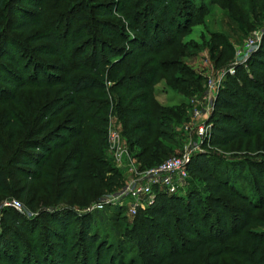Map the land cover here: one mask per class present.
I'll use <instances>...</instances> for the list:
<instances>
[{
	"label": "trees",
	"instance_id": "16d2710c",
	"mask_svg": "<svg viewBox=\"0 0 264 264\" xmlns=\"http://www.w3.org/2000/svg\"><path fill=\"white\" fill-rule=\"evenodd\" d=\"M16 1L7 0L8 3L3 4L0 0L1 11L5 10L4 7H11V3ZM46 1L24 0L18 10L12 12L17 18L15 21L12 20L13 23L8 28L19 39L23 37L30 49L24 48L23 44L19 46L15 38H8L5 34L4 36L0 28V85L11 92L8 100L16 106L18 103L16 93L26 87L36 89L50 88L54 85L58 87L57 91L63 97L52 99L51 102L43 105L39 109V114L35 116L37 120L39 119V124H32L31 127L26 114L7 115L3 128L10 143L7 151H10L11 155L5 163H2L0 151V195L10 189L8 186L10 170L11 174L19 175L24 182L39 179L43 176V169L52 162L51 152L66 147L72 138L81 136L80 130L72 135L65 128H62L57 135L50 132L44 134V131L49 128L53 118L68 109L78 111L76 99L82 97L100 106V103L108 105V93L113 91L120 93L118 99L113 100V113L120 124V136L126 138L128 148L138 146L134 158L139 163V169L154 167L167 156L175 155V151L181 149V142L173 140L168 125L173 123V118L180 119L182 113L179 112V107L168 108L156 104L150 99V87L156 83L160 75L179 91L199 94L203 82V78L179 66H173L172 61L165 59L156 62L155 56L152 57L153 54L159 53H154L155 48L157 50L164 43L172 44L173 39L166 41L165 37L172 28L177 27L178 7L176 3L174 4L175 0H150L152 2L149 15L155 12L157 18L150 15L148 21L146 13L143 14L141 10H133L130 14L129 11L134 9L136 4L129 0H115L101 5V9L97 7L99 10H94L96 6H90L87 11L81 7L77 9L76 6V17L81 16L80 18L86 20L89 15H95L96 21L102 28L94 32L90 28L87 30L83 20L77 24L75 33L79 35L72 37L69 45L75 49L81 46L79 51L81 56L88 47L90 48V42V55L95 53L96 47L100 46L99 34L108 39L123 40L125 48H121L119 54H116L114 48H105L102 51L104 64H95L93 68L71 67L69 71L63 68L66 66L63 62V50L67 44V33L64 34L66 37L62 43L61 34L55 29H48L47 22H42L43 5ZM78 2L76 0V5ZM119 15H122L121 20L117 18ZM110 19L113 21L118 19L119 28ZM124 28L127 32L136 35L125 36L127 34H124ZM180 30H175L176 35ZM262 47H264V38L260 48L250 56L246 64L250 76L264 72ZM40 58L56 59L54 63L49 64L50 69L52 73H62L63 77L54 76L56 82L50 83L49 77L53 75L46 70L47 66L43 67L45 64L39 62ZM76 59L79 58L73 56L74 62ZM104 67H107L109 76L103 75ZM173 73H179L181 76H174ZM245 75L241 68L237 67L235 76L228 77L226 84L217 89L211 112L214 120L210 134L217 139L219 133L227 135L220 141L214 142L216 146H226L264 128V83L259 82L257 78L246 79ZM237 78L242 80L241 86L235 83L234 79ZM78 122L81 126L85 123V119L79 116ZM214 165L220 166L210 157L195 154L187 165L188 178L184 181L182 191L177 194L156 192L150 206L139 211L136 216L131 218L127 216L135 225L129 230L131 235L132 230L134 231V240L138 238V231L141 234L159 232V254L151 253V263H148L147 259L142 264H220V257L227 253L230 255L227 264H264V232L248 230L255 224L259 225L250 218V213L258 209L264 213V174H262L264 162H256L253 165L251 163L248 166L253 175V183L257 185L254 190L256 194L254 202L236 193L233 186L228 187L226 182L214 176ZM100 173L102 177L107 175L105 183L108 189H116L121 185V175L117 171L108 169L107 165H102ZM191 176L200 179L211 193L206 201L209 203V208L216 213L215 218L210 216V213H203L200 217L197 204L199 200L192 198L193 191L195 193L196 190L191 187ZM18 192L19 198L25 196L23 188ZM219 195L240 204V207L231 206L232 213L237 214L227 216L229 206L223 199L219 200ZM184 198L187 208L183 206ZM24 205L29 211H34L33 199L24 200ZM118 209V207L114 208L113 212ZM18 216V213L9 207H4L1 212V222L4 230L9 232L10 236H8L11 240L8 238L5 241L4 238H0V264H29L30 258L34 264H42V261L38 262L36 256L38 253L33 246L32 256L23 252L22 259L18 262L19 247L16 236L23 232ZM207 219L211 222L206 223ZM87 230L88 224L85 223L81 245L85 247L88 256L91 254L95 256V264H99L98 259L102 257L106 246H103V241L96 234L88 235ZM57 237L65 238L61 232L47 235L48 241L57 240ZM166 237L168 239H165ZM229 237L235 239V242L234 246L226 249L225 241ZM143 239L141 238L140 244L143 243ZM169 239V247L166 250L164 245ZM116 246L119 248V244ZM134 263L133 259L129 262V264Z\"/></svg>",
	"mask_w": 264,
	"mask_h": 264
},
{
	"label": "rangeland",
	"instance_id": "374dc122",
	"mask_svg": "<svg viewBox=\"0 0 264 264\" xmlns=\"http://www.w3.org/2000/svg\"><path fill=\"white\" fill-rule=\"evenodd\" d=\"M77 1L79 2L76 5V0H47L43 5L44 18L42 22H47L48 29H55L61 34L62 43L67 36V44L63 50V62L66 65L63 68L67 71L71 67L93 68L95 64H104L102 51L105 48H114L117 51L116 54H119L121 48H125L123 40L108 39L100 34L98 36L100 46L96 47L93 55H90L91 42L90 48L88 47L82 56L79 52L81 46L75 49L69 45L72 37L75 38L79 35L75 33V29L77 24L82 22L81 20L87 26V30L90 28L97 32L102 29L100 23L96 21L95 15H89L86 20L80 18L81 16L76 17V10L79 7L87 11L90 6H96L94 10H99L101 5L115 0ZM1 2L7 4L9 1L1 0ZM23 2L24 0H17L11 3V7H4L3 11L0 9V28L3 35L15 38L19 46L23 44L24 48L30 49L31 47L23 37L19 39L8 28L13 23L12 20L15 21L17 18L16 15H12V12L18 10ZM129 2L136 4L134 9L129 11L130 14L133 10H141L140 12L143 14L146 13L147 21L150 15L157 18L155 12L149 15L152 1L129 0ZM175 3L178 7L177 27L172 28L165 37L166 41L173 39L172 44L164 43L157 50L155 48L154 53H159L158 55L153 54L152 57L155 56L156 62L165 59L172 61L174 62L173 66L188 70V72L203 78V82L201 83L202 91L199 94L179 91L178 88H173L169 81L162 79L160 75L156 83L150 87V99L156 104L168 108L179 107V112L182 113L180 119L173 118V123L168 125L173 140L181 142V149L176 150L175 155L162 159V162L184 153H188L190 159L195 154L210 157L211 160L220 164L219 167L213 166L214 176H218L221 181L226 182L228 187L229 185L233 186L236 193H240L254 202L256 199L254 190L257 185L253 183V175L248 166L251 163L253 165L256 162H264V128L261 131L252 132L253 134H250L249 137L230 142L223 147L216 146L214 142L220 141L227 134L219 133L217 139L212 137L210 129L214 120L211 112L217 89L226 84L229 80L228 77L235 76L237 67H240L242 73L246 74V79L257 78L259 82L264 83V72L250 76L246 67L250 56L260 48L264 38V0H175ZM76 6H78L77 9ZM117 18L121 20L122 15ZM118 19L116 20L118 21ZM110 21L119 28L117 21L112 19ZM179 29H181L180 33L176 35L175 30ZM34 30L35 28L32 29V31ZM123 32L127 34L125 35L127 37L132 34L136 35V33L127 32L125 28ZM65 33L67 35L64 37ZM262 50L264 52V47ZM73 56L79 59L74 62ZM55 60L53 58L39 59V62L45 64L43 67L47 66L46 70L53 75L49 77L50 83L56 82L57 79L54 76L63 77L62 73H52L50 69L49 64L54 63ZM108 73L107 67H104L103 75L109 76ZM173 74L181 76L179 73ZM234 81L238 86H241L242 80L237 78ZM106 86L108 87L109 84L107 83ZM57 90L58 87L54 85H51L50 88H23L16 93L18 100L16 106L8 100L11 92L0 85L2 163H5L11 155L10 151H7L10 143L7 140L6 130L3 128L7 115L23 116L26 114L29 118V127L32 124L37 125L39 119L37 120L35 116L39 114V109L51 102L52 99L63 97ZM108 96V105L100 103V106L83 97L76 99L78 111L68 109L51 120L49 128L44 131V134L50 132L57 135L62 128H65L71 135L80 130L81 136L76 139L72 138L66 147L51 152L52 162L43 169V176L30 182H24L19 175L11 174V170L9 171L8 186L10 189L0 195V238H4L5 241L8 238L11 240L9 232L4 230L3 222H1L3 203L17 201L19 208L13 210L18 213V222L23 230L20 235L16 236L19 247L18 262L19 259H22L23 252L32 256L33 246L38 253L37 260L38 262L42 261V264H95V256L93 254L88 256L85 247L81 245V235L84 233L85 223L88 224L87 234L90 236L93 233L96 234L103 241V246H106L102 257L98 259L99 264H129L131 259L134 260V264H142L147 259L148 263H151V253H158L160 248L159 232L153 234L142 232L141 234L138 231V238L134 240V231L132 230L131 235L129 230L135 225L127 217L126 207L119 208L116 212H113L114 208L117 209L116 206L106 205L102 209L94 207L99 200L113 197L129 179L137 177V172L135 173L133 170L141 171L139 163L134 158L138 146L128 148L126 138L120 136V124L113 113V102L118 99L120 93L113 91V93H108ZM97 111L98 113H96ZM79 116L85 119V123L81 126L78 122ZM256 126L259 125L256 124ZM199 127L203 128L201 135H198L197 132ZM112 133L118 135V146L121 150H127V153L123 154L120 159L109 147V136ZM132 138L136 137L132 136ZM102 165H107L108 169L117 171L121 175L122 183L119 187L116 189L107 188L105 183L107 175L102 177L100 173ZM262 170V174H264V169ZM190 178L191 187L196 190L195 193L193 191L192 198L199 200L197 204L198 210L200 209V217L203 213H210V216L215 218L216 213L209 208V203L206 201L211 193L196 176ZM102 183L104 185H101ZM20 188L25 191V196L22 198L18 197ZM29 199L34 201V211H29L24 205V200ZM221 199L229 206L227 216L237 214L231 211V206L240 207L237 201L228 200L227 197L219 195V200ZM183 204L187 208L185 198ZM144 209L137 210L134 216ZM250 218L260 226L255 224L248 230L264 232L262 210L251 212ZM210 222L209 219L206 220V223ZM60 232L63 233V237L65 236L64 239L57 237V240L48 241L47 235ZM141 238L144 239L140 244ZM169 241L170 239L164 245L166 250H168ZM234 242L235 239L232 237L226 238V249L234 246ZM118 244L119 248L116 246ZM229 259L230 255L227 253L220 257L219 262L227 264ZM201 262L203 263L202 260ZM29 264H34L31 258Z\"/></svg>",
	"mask_w": 264,
	"mask_h": 264
},
{
	"label": "built area",
	"instance_id": "2783aa9c",
	"mask_svg": "<svg viewBox=\"0 0 264 264\" xmlns=\"http://www.w3.org/2000/svg\"><path fill=\"white\" fill-rule=\"evenodd\" d=\"M198 135H201L203 128L197 129ZM118 135L112 133L109 136V147L115 151V155L122 158L127 150L118 146ZM190 162L188 153L181 154L177 157L169 158L158 165L141 169L137 172V177L129 179L127 183L111 198H104L95 204L96 209H102L106 205L116 206L118 208L126 207L127 216L133 217L137 210L150 206L154 200L156 192L167 194H177L182 191L184 181L188 178L187 165ZM108 198V199H107ZM3 207L12 209L19 208L17 201L3 203Z\"/></svg>",
	"mask_w": 264,
	"mask_h": 264
}]
</instances>
